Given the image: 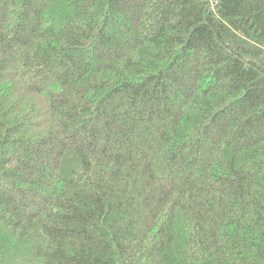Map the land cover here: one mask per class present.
<instances>
[{
    "label": "trees",
    "instance_id": "trees-1",
    "mask_svg": "<svg viewBox=\"0 0 264 264\" xmlns=\"http://www.w3.org/2000/svg\"><path fill=\"white\" fill-rule=\"evenodd\" d=\"M0 264H264V0H0Z\"/></svg>",
    "mask_w": 264,
    "mask_h": 264
}]
</instances>
